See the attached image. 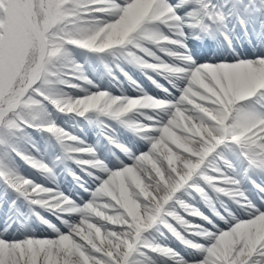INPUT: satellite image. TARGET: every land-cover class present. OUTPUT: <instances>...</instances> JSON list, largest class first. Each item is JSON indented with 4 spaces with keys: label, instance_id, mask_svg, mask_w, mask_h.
<instances>
[{
    "label": "snow or ice",
    "instance_id": "6c2138e0",
    "mask_svg": "<svg viewBox=\"0 0 264 264\" xmlns=\"http://www.w3.org/2000/svg\"><path fill=\"white\" fill-rule=\"evenodd\" d=\"M65 160L82 203L45 182ZM0 264H264V0H0Z\"/></svg>",
    "mask_w": 264,
    "mask_h": 264
},
{
    "label": "rangeland",
    "instance_id": "374dc122",
    "mask_svg": "<svg viewBox=\"0 0 264 264\" xmlns=\"http://www.w3.org/2000/svg\"><path fill=\"white\" fill-rule=\"evenodd\" d=\"M73 53H74L76 59L79 60L81 63H83L85 65V67L88 69L89 75L92 76V77H94L95 76L94 73L91 75V73L93 72L94 66L89 67L86 64V61H90V63H94V61L88 58L87 52H84L83 50H80V49H73ZM92 67H93V69H92ZM53 116H54L57 124H59V125L67 128V129H69V131L74 132L73 131V128H74L73 124H75L77 122L74 119L76 117L63 116V115H59V114H56V116H55V113L54 112H53ZM72 120H73V124L71 125ZM82 123H83V121H82ZM39 137H40V139L43 140L44 137L46 138L48 136H47L46 133H39ZM43 159L47 160L46 158H43ZM22 170H24L26 173L30 171V170L27 169V166L26 165L23 166V169Z\"/></svg>",
    "mask_w": 264,
    "mask_h": 264
},
{
    "label": "bare ground",
    "instance_id": "6f19581e",
    "mask_svg": "<svg viewBox=\"0 0 264 264\" xmlns=\"http://www.w3.org/2000/svg\"><path fill=\"white\" fill-rule=\"evenodd\" d=\"M128 91L130 92L131 90L128 89ZM42 229H43L42 226H39V225L35 226V225H34V229H33V230H35V232H36L37 234H39V233H41Z\"/></svg>",
    "mask_w": 264,
    "mask_h": 264
}]
</instances>
